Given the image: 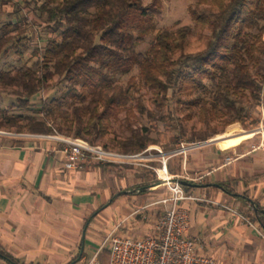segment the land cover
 I'll use <instances>...</instances> for the list:
<instances>
[{
  "label": "trees",
  "instance_id": "trees-1",
  "mask_svg": "<svg viewBox=\"0 0 264 264\" xmlns=\"http://www.w3.org/2000/svg\"><path fill=\"white\" fill-rule=\"evenodd\" d=\"M41 1L38 11L54 35L45 42L40 67L0 71V86L12 89L16 97L13 110H29L35 96L53 86L55 77L65 83L66 93L37 114L10 115L0 109V129L49 136L51 123L58 133L85 138L95 145L108 133L111 120L128 110L131 93L139 84L158 101H166L168 92L176 88L183 96L196 95L188 105L198 106L212 118H230L225 125L240 120L242 109L236 105L242 98L257 103L261 99L264 0H208L215 11L206 13L190 8L193 21L210 33L204 49L195 54L185 53L189 26L159 30L148 50L140 51L154 28L146 24L160 19L162 0L148 4L143 0ZM12 40L0 36V58ZM17 44L11 48L17 50ZM133 67L139 71V82L117 83V75ZM205 93L207 102L199 98ZM61 103L68 104V109H60ZM137 108L144 111L140 105ZM148 145L147 137L135 134L119 142L118 151L141 153ZM233 199L242 201L246 218L264 234V206L238 196ZM0 261L23 264L1 248Z\"/></svg>",
  "mask_w": 264,
  "mask_h": 264
},
{
  "label": "crops",
  "instance_id": "crops-1",
  "mask_svg": "<svg viewBox=\"0 0 264 264\" xmlns=\"http://www.w3.org/2000/svg\"><path fill=\"white\" fill-rule=\"evenodd\" d=\"M247 141L212 140L165 162L169 177L191 184L182 186L191 199L177 203L189 214L187 237L217 264H264V235L246 218L242 201L233 199L264 206V149ZM161 159H83L67 168L55 140L0 133V248L23 264H61L85 241L97 248L109 234L152 235L159 202L170 196L154 181L152 168ZM91 255L82 250L80 264Z\"/></svg>",
  "mask_w": 264,
  "mask_h": 264
},
{
  "label": "rangeland",
  "instance_id": "rangeland-1",
  "mask_svg": "<svg viewBox=\"0 0 264 264\" xmlns=\"http://www.w3.org/2000/svg\"><path fill=\"white\" fill-rule=\"evenodd\" d=\"M143 1L145 4L151 2V0ZM207 1L162 0L160 19L146 24L148 28L151 26L154 28L140 46V51L148 50L154 35L159 30L174 31L185 26L191 28L187 37L185 53L195 54L204 49L210 33L208 30H201L193 21L190 8H198L205 13L211 10L215 11ZM41 3V0H0V36L8 35L13 38L9 44L10 49L0 58V71H10L13 68L37 70L40 67L45 42L54 35L53 30L49 29L48 23L45 21V16L38 11ZM262 41L264 43V32ZM14 44L18 45L17 50L11 48ZM260 74H264V69L260 70ZM130 79L139 82V71L136 67L129 69L123 75L118 74L116 81L125 86ZM52 83V87L41 90L35 96L29 110H13L12 104L16 103V97L12 89L0 86V109L7 111L10 115L37 114L36 111H40L45 104H51L53 100L59 101L66 93L65 83H59L56 77ZM139 85L137 90L131 93L128 110L119 112L111 120L108 133L103 138L97 139L95 145L121 153L118 151L119 142L132 138L135 134H141L148 138L149 145L141 153L133 154H142V159L139 162H145L153 160L161 155L160 153L175 152L182 144L186 146L193 143L209 142L203 145L206 147L212 140L216 141L218 145L232 142L240 144L246 140H249L247 142L251 146L262 143L261 135L258 134L257 129L260 126L264 127V83H262L263 91L260 101L257 103L249 98H242L236 105L242 109L240 120L228 125H225V122L231 120L230 118H212L208 112L202 113L198 106L188 105L187 101L196 98V95L183 96L176 88L174 91L168 92L166 101H158L146 88ZM199 98L207 102L209 95L208 93L201 94ZM137 105L142 106L144 111L138 110ZM68 107V104L61 103L60 105L62 110H67ZM48 126L53 130L49 136L74 137L58 133L51 123ZM15 132V129H0V133L4 134H16ZM81 139L88 142L85 138ZM58 147L61 150L60 145ZM146 150L148 151L145 152ZM155 168L158 167L153 165L152 169ZM154 181L155 183L159 182L156 174H154ZM92 247L89 242L85 241L83 255H91L96 248ZM62 251L65 250L62 249ZM78 253L76 250H71L67 258L68 261L61 264H70L75 261ZM79 263V261L76 262V264ZM0 264L4 263L0 261Z\"/></svg>",
  "mask_w": 264,
  "mask_h": 264
},
{
  "label": "built area",
  "instance_id": "built-area-1",
  "mask_svg": "<svg viewBox=\"0 0 264 264\" xmlns=\"http://www.w3.org/2000/svg\"><path fill=\"white\" fill-rule=\"evenodd\" d=\"M257 131L262 139L260 147L264 149V127L260 126ZM45 137L55 140L60 145L67 168H74L83 159L108 164H135L142 159V154L118 153L91 145L80 138ZM208 143H193L186 146L182 144L175 152L160 153L162 162L154 172L159 182L168 188L170 196L159 202L162 210L152 235L134 239L109 234L81 264H217L214 259L198 253L194 243L187 237L190 226L189 214L186 210L178 208L177 203L191 198L185 194L181 185L170 182L173 178L167 175L165 165L169 157L201 148ZM261 234L264 235L262 231ZM104 253L107 257L105 261L100 259Z\"/></svg>",
  "mask_w": 264,
  "mask_h": 264
},
{
  "label": "water",
  "instance_id": "water-1",
  "mask_svg": "<svg viewBox=\"0 0 264 264\" xmlns=\"http://www.w3.org/2000/svg\"><path fill=\"white\" fill-rule=\"evenodd\" d=\"M170 182L177 183V184H179L181 186L191 185L190 183H188L186 181L178 180V179H171ZM160 184L162 185L163 183L162 182H158V185H160ZM82 250H83V247L80 248V251L78 253V256H77L76 260L71 262L70 264H76V262H78L81 259Z\"/></svg>",
  "mask_w": 264,
  "mask_h": 264
},
{
  "label": "bare ground",
  "instance_id": "bare-ground-1",
  "mask_svg": "<svg viewBox=\"0 0 264 264\" xmlns=\"http://www.w3.org/2000/svg\"><path fill=\"white\" fill-rule=\"evenodd\" d=\"M258 132V131H257ZM164 175V174H163Z\"/></svg>",
  "mask_w": 264,
  "mask_h": 264
}]
</instances>
